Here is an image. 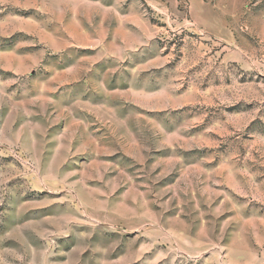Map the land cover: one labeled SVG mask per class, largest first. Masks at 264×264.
I'll return each instance as SVG.
<instances>
[{"label": "rangeland", "instance_id": "374dc122", "mask_svg": "<svg viewBox=\"0 0 264 264\" xmlns=\"http://www.w3.org/2000/svg\"><path fill=\"white\" fill-rule=\"evenodd\" d=\"M0 264H264V0H0Z\"/></svg>", "mask_w": 264, "mask_h": 264}]
</instances>
